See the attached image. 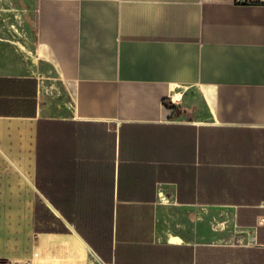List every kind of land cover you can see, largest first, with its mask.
<instances>
[{
    "label": "crops",
    "instance_id": "crops-1",
    "mask_svg": "<svg viewBox=\"0 0 264 264\" xmlns=\"http://www.w3.org/2000/svg\"><path fill=\"white\" fill-rule=\"evenodd\" d=\"M17 1L31 53L0 37V261L264 264V0ZM44 121L53 144L68 124L69 182L92 187L75 218L107 240L36 186ZM38 203L67 232L38 231ZM41 233L86 253L50 259Z\"/></svg>",
    "mask_w": 264,
    "mask_h": 264
},
{
    "label": "trees",
    "instance_id": "trees-1",
    "mask_svg": "<svg viewBox=\"0 0 264 264\" xmlns=\"http://www.w3.org/2000/svg\"><path fill=\"white\" fill-rule=\"evenodd\" d=\"M70 128L67 123L64 126L57 127L56 137L57 140L53 144V126L51 121H44L43 124L39 126V139L37 146V176H36V186L39 190L43 192L45 197L50 201V204L54 206L57 210L61 211L63 216L71 223L75 224L77 230L81 236L92 245V239L97 240L108 239L111 233H96L87 234L84 232L83 226L78 224L75 206L76 204H83L79 201L82 196L81 193H89L90 188L75 184L73 180L72 184L69 182V169H68V156L62 151L63 148L67 147V135ZM63 135V137H62ZM74 179V175H73ZM79 202V203H78ZM94 203H86V207H91ZM98 205V203H95ZM94 205V206H95ZM42 210L44 212V221L50 219L57 220L52 213L51 208L46 205H42ZM109 215V211H108ZM41 213L39 207L37 208V230L38 224L40 223ZM109 216L106 221L109 223ZM60 229H51L43 232H67V228L64 224L60 223Z\"/></svg>",
    "mask_w": 264,
    "mask_h": 264
},
{
    "label": "rangeland",
    "instance_id": "rangeland-1",
    "mask_svg": "<svg viewBox=\"0 0 264 264\" xmlns=\"http://www.w3.org/2000/svg\"><path fill=\"white\" fill-rule=\"evenodd\" d=\"M21 7H20V2L17 0H0V37H5L6 39H9L8 42L10 43H5V47L11 48L12 51H14V44H16L18 47V42H21L19 39L20 37L24 36V30L25 27L21 26L20 24V15H21ZM28 22L32 25L31 20H33L32 16H29V19L27 18ZM23 28V29H22ZM23 30V31H22ZM34 32L33 30H29V35L32 38V41L34 40ZM22 43V42H21ZM21 48V47H19ZM22 49V48H21ZM23 50V49H22ZM24 51V50H23ZM28 53H31L28 51ZM28 64H31V61L28 60ZM42 72H44V94H45V101L47 102V112L48 114L57 113V103L52 102V86L53 82L55 81L56 76L51 73L50 67L46 64L42 65L41 68ZM56 88V87H55ZM67 96L63 95L60 97V102H68ZM62 111V110H60ZM25 203H20V211H24V208H26ZM39 209H40V203H38ZM44 205H47V203H44ZM42 206V205H41ZM41 210V220L40 223L38 224V231H47L51 229H60V223H58L56 220H51L44 221L42 216H44V212Z\"/></svg>",
    "mask_w": 264,
    "mask_h": 264
},
{
    "label": "bare ground",
    "instance_id": "bare-ground-1",
    "mask_svg": "<svg viewBox=\"0 0 264 264\" xmlns=\"http://www.w3.org/2000/svg\"><path fill=\"white\" fill-rule=\"evenodd\" d=\"M19 47H21L24 51H29V49L21 42H18ZM31 52V51H30ZM37 60L36 58L34 59ZM33 185V184H32ZM42 234V233H41ZM39 248L37 250H42L44 252H48L51 254L50 259L61 258L62 252H70L77 260H80V255L85 254V246L82 244L80 238L77 235L71 236H57L51 234H42L39 235ZM36 246V244H35ZM38 246V245H37ZM46 256V255H45ZM100 263L97 259H95L94 255L92 256L91 264Z\"/></svg>",
    "mask_w": 264,
    "mask_h": 264
},
{
    "label": "built area",
    "instance_id": "built-area-1",
    "mask_svg": "<svg viewBox=\"0 0 264 264\" xmlns=\"http://www.w3.org/2000/svg\"><path fill=\"white\" fill-rule=\"evenodd\" d=\"M236 3L237 4H241V5H247V4H250L251 3V0H236ZM160 195H162L163 194V192H160L159 193ZM240 243H242L243 244V241L241 242L240 240H239V244ZM96 259V258H95ZM0 264H4L2 261H0Z\"/></svg>",
    "mask_w": 264,
    "mask_h": 264
},
{
    "label": "water",
    "instance_id": "water-1",
    "mask_svg": "<svg viewBox=\"0 0 264 264\" xmlns=\"http://www.w3.org/2000/svg\"><path fill=\"white\" fill-rule=\"evenodd\" d=\"M91 252H92V254L94 255V257L99 261V262H101L102 264H107V263H105L104 261H103V259L93 250V249H91Z\"/></svg>",
    "mask_w": 264,
    "mask_h": 264
}]
</instances>
